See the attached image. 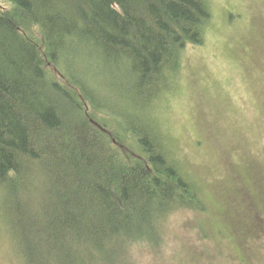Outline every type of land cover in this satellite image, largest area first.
Segmentation results:
<instances>
[{
	"label": "trees",
	"instance_id": "trees-1",
	"mask_svg": "<svg viewBox=\"0 0 264 264\" xmlns=\"http://www.w3.org/2000/svg\"><path fill=\"white\" fill-rule=\"evenodd\" d=\"M211 20L208 0H0V230L18 263L123 264L171 215L208 211L159 107Z\"/></svg>",
	"mask_w": 264,
	"mask_h": 264
},
{
	"label": "rangeland",
	"instance_id": "rangeland-1",
	"mask_svg": "<svg viewBox=\"0 0 264 264\" xmlns=\"http://www.w3.org/2000/svg\"><path fill=\"white\" fill-rule=\"evenodd\" d=\"M208 2L205 43L185 50L178 88L159 107L208 211L171 215L161 243L134 245L123 264H264V0ZM117 89L110 103L125 108ZM256 219L262 228H248ZM11 250L0 230V264H20Z\"/></svg>",
	"mask_w": 264,
	"mask_h": 264
}]
</instances>
